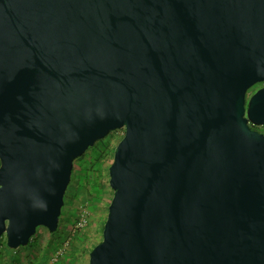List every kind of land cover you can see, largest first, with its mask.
<instances>
[{"label":"water","instance_id":"1","mask_svg":"<svg viewBox=\"0 0 264 264\" xmlns=\"http://www.w3.org/2000/svg\"><path fill=\"white\" fill-rule=\"evenodd\" d=\"M263 81L264 0H0V238L56 231L122 130L88 264H264Z\"/></svg>","mask_w":264,"mask_h":264},{"label":"rangeland","instance_id":"2","mask_svg":"<svg viewBox=\"0 0 264 264\" xmlns=\"http://www.w3.org/2000/svg\"><path fill=\"white\" fill-rule=\"evenodd\" d=\"M119 137V131L107 135L106 139L104 138L105 145L96 143L95 148L88 150L81 161L73 162L74 171L65 192L64 206L56 231L50 233L45 228L39 227L27 246L17 250H2L0 264H53L51 261L57 257L58 251L64 253L58 257V264H88L89 252H82L80 243L76 242L77 239L76 241L72 239L73 227L79 218L74 210L79 211L86 207L87 224L79 230H81L80 234L87 235L84 244L88 250L94 242L101 240L102 221H105L107 206L112 195L108 186L107 168L113 149L120 140ZM78 182L79 185L83 183L84 191L77 187ZM2 240L5 245V238L3 237ZM70 242L73 247L69 246ZM70 260L72 261L69 262Z\"/></svg>","mask_w":264,"mask_h":264},{"label":"flooded vegetation","instance_id":"3","mask_svg":"<svg viewBox=\"0 0 264 264\" xmlns=\"http://www.w3.org/2000/svg\"><path fill=\"white\" fill-rule=\"evenodd\" d=\"M262 88H264V81L253 84L245 91L243 116L250 130L264 135V98H261L258 102L253 104L248 113V105L251 96Z\"/></svg>","mask_w":264,"mask_h":264},{"label":"trees","instance_id":"4","mask_svg":"<svg viewBox=\"0 0 264 264\" xmlns=\"http://www.w3.org/2000/svg\"><path fill=\"white\" fill-rule=\"evenodd\" d=\"M118 130H116V131H112V132H110L108 135H110V134H112V133H114V132H117ZM122 136H120L119 138H121ZM106 139V138H105ZM102 140H104V139H102ZM102 140H99V141H97L96 143H98L99 142V144H102V145H105L104 143H105V140L104 141H102ZM96 143H95V145L93 146V147H91V148H88L87 150H86V152L81 156V157H79V159L77 158L76 160H82L83 158H84V156L86 155V153L88 152V150H92V149H94L95 148V146H96ZM81 158V159H80ZM75 160V161H76ZM111 160H112V158H111ZM111 160H110V162H109V164L111 163ZM73 171H74V169H72V174H73ZM77 187L81 190V191H84L85 190V188L83 187V183L81 184V185H79V182L77 183ZM74 196H75V198L77 197V195H76V193L74 194ZM110 201V200H109ZM85 207V206H84ZM86 208V207H85ZM74 211H76L77 213H76V215H77V217L80 215V210L79 211H77V210H74ZM79 213V214H78ZM77 220V219H76ZM104 223V221H102V224ZM73 226V225H72ZM80 231L81 230H76V232H74V236H73V240L74 241H76V239H77V241L76 242H79L80 243V250L82 251V252H84V251H90L91 250V248L93 247V246H95L98 242H100V241H96V242H94L93 243V246H91V248H89L88 250H86L87 249V246H86V244H84L85 242H86V240H87V235H85V234H80ZM3 238V237H2ZM2 238H0V251L1 250H4V249H7V250H9L7 247H6V244L4 245V242H3V240H2ZM29 244V243H28ZM69 246H72L73 247V245H72V243L70 242L69 243ZM19 249V248H18ZM15 250H17V249H15ZM64 254V253H63ZM57 261H58V259H57ZM54 262V263H57L58 264V262ZM72 260H70L69 262H71ZM53 263V264H54ZM40 264H43V263H40Z\"/></svg>","mask_w":264,"mask_h":264},{"label":"built area","instance_id":"5","mask_svg":"<svg viewBox=\"0 0 264 264\" xmlns=\"http://www.w3.org/2000/svg\"><path fill=\"white\" fill-rule=\"evenodd\" d=\"M118 131L120 132V136H122L123 135V131L122 130H118ZM87 216H88V213H87L86 209L85 208H81L77 224L73 227V233L76 232V230H79L82 227L84 228L86 226V224H87ZM57 253H58V255H57V257L52 259V261H51L52 263L57 261L58 257L61 254H63V251H58Z\"/></svg>","mask_w":264,"mask_h":264},{"label":"crops","instance_id":"6","mask_svg":"<svg viewBox=\"0 0 264 264\" xmlns=\"http://www.w3.org/2000/svg\"><path fill=\"white\" fill-rule=\"evenodd\" d=\"M0 254H2V250L0 251Z\"/></svg>","mask_w":264,"mask_h":264}]
</instances>
